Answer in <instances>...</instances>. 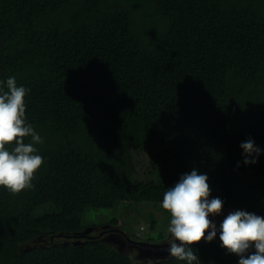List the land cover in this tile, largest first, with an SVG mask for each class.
I'll use <instances>...</instances> for the list:
<instances>
[{"label": "trees", "instance_id": "16d2710c", "mask_svg": "<svg viewBox=\"0 0 264 264\" xmlns=\"http://www.w3.org/2000/svg\"><path fill=\"white\" fill-rule=\"evenodd\" d=\"M12 76L43 164L30 189L0 187V264H186L86 236L84 219L162 208L193 169L222 209L264 216V0H0V88ZM221 244L191 247L239 264Z\"/></svg>", "mask_w": 264, "mask_h": 264}, {"label": "clouds", "instance_id": "9594fccd", "mask_svg": "<svg viewBox=\"0 0 264 264\" xmlns=\"http://www.w3.org/2000/svg\"><path fill=\"white\" fill-rule=\"evenodd\" d=\"M6 88H0V187L12 194H19L33 186L34 174L43 164V157L37 154L35 147L43 141L27 122L25 97L29 90L18 86L15 76L7 79ZM241 148L245 154L244 163H256L255 159H249L261 153L254 141L243 142ZM207 181V175L193 169L164 192L161 207L171 216L167 228L171 237L169 242L166 239L161 242L147 240L144 235L141 236L142 240L131 237L118 228L119 224L93 225L87 228L88 234L85 235L114 236L113 243H117L120 249L125 247L137 253L139 258L156 252L160 256L154 258L169 254L170 257L186 261V264H199V258L191 246L205 239L211 242L217 236L222 242L221 246L237 256L239 264H264V216L242 210L233 211L223 219L218 230L209 216L220 215L224 202L220 198L209 199L211 192ZM140 225V230L144 232L146 227L143 222ZM154 248H157L156 251Z\"/></svg>", "mask_w": 264, "mask_h": 264}, {"label": "rangeland", "instance_id": "374dc122", "mask_svg": "<svg viewBox=\"0 0 264 264\" xmlns=\"http://www.w3.org/2000/svg\"><path fill=\"white\" fill-rule=\"evenodd\" d=\"M129 206H130L128 207L129 211H126V208L124 206H119L118 208L91 209V210H88L87 213L85 214L84 220L88 224L87 227L90 228L93 225H96V226L109 225V222L112 219L118 218L119 219L118 228L125 231L130 236L131 235L132 236L133 235H136V236L144 235L145 238L157 237L161 231H167L171 216L170 214H165L162 208H156V206L152 203L133 204ZM227 211L226 209H222V213L220 215H217L216 217H213L211 215L209 216V219L213 223L216 224L218 230H219V225L222 223L223 219L230 213V211H228L229 213ZM149 214H152L151 219L153 218L158 219L155 227L153 228L151 226V219L149 217ZM141 222H143V225L146 227L144 232L140 230ZM169 235L170 233L167 232V237L165 239L168 242L171 239ZM119 236H124V235L119 234ZM103 239L104 240L106 239L109 242H113L114 236L105 235ZM214 239H218L217 236ZM124 248L125 247H123L121 250L129 254L132 253L129 249H124ZM156 249L157 248H154L155 251ZM151 252H145V253L150 254ZM156 256H157V253L153 252L149 256L146 255L144 260H150Z\"/></svg>", "mask_w": 264, "mask_h": 264}, {"label": "water", "instance_id": "95a60500", "mask_svg": "<svg viewBox=\"0 0 264 264\" xmlns=\"http://www.w3.org/2000/svg\"><path fill=\"white\" fill-rule=\"evenodd\" d=\"M154 247H157V246H160V245H153ZM158 254H160V253H157V256H160V255H158Z\"/></svg>", "mask_w": 264, "mask_h": 264}]
</instances>
